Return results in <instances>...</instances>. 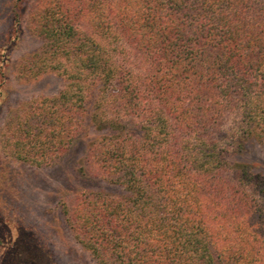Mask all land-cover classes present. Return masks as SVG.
Segmentation results:
<instances>
[{"label": "trees", "instance_id": "1", "mask_svg": "<svg viewBox=\"0 0 264 264\" xmlns=\"http://www.w3.org/2000/svg\"><path fill=\"white\" fill-rule=\"evenodd\" d=\"M3 7L28 8L27 77L64 81L15 115L12 155L48 167L84 140L78 169L123 190L63 211L95 264H264V176L235 159L264 148V0Z\"/></svg>", "mask_w": 264, "mask_h": 264}, {"label": "rangeland", "instance_id": "2", "mask_svg": "<svg viewBox=\"0 0 264 264\" xmlns=\"http://www.w3.org/2000/svg\"><path fill=\"white\" fill-rule=\"evenodd\" d=\"M5 1L0 0V264H95L74 239L63 211L74 205L76 190L111 195L123 190L90 179L78 169L89 145L84 140L76 141L58 163L48 167L32 166L12 155L15 115L39 98L56 96L64 81L51 74L27 77L23 58L39 47V41L24 29L28 8L20 23L11 25ZM235 159H256L259 166L251 170L264 176L263 146L246 148Z\"/></svg>", "mask_w": 264, "mask_h": 264}]
</instances>
